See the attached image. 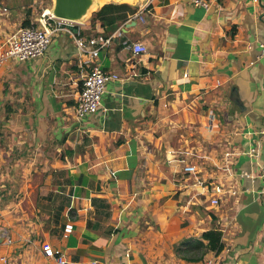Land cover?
Returning <instances> with one entry per match:
<instances>
[{"label":"crops","instance_id":"crops-1","mask_svg":"<svg viewBox=\"0 0 264 264\" xmlns=\"http://www.w3.org/2000/svg\"><path fill=\"white\" fill-rule=\"evenodd\" d=\"M30 1L0 0V46L39 23ZM133 9L76 26L111 39L91 63L68 31L43 57L0 63V264H58L43 244L67 264H264V0ZM91 66L120 80L79 119ZM209 231L222 234L221 252Z\"/></svg>","mask_w":264,"mask_h":264},{"label":"built area","instance_id":"built-area-1","mask_svg":"<svg viewBox=\"0 0 264 264\" xmlns=\"http://www.w3.org/2000/svg\"><path fill=\"white\" fill-rule=\"evenodd\" d=\"M190 2L194 7L202 8L206 12H209L218 3V0H190ZM144 10L146 8L141 9L135 14L133 19H138ZM3 11L7 12L8 9L4 8ZM140 19L144 21L142 16ZM70 24L73 23L55 18L49 11L44 12L37 25L19 29L0 46V63L8 59L26 62L43 57L52 45L54 38L63 31H68L73 36L79 54L90 59V61H87V64L98 58L100 52L111 43L110 38L99 39L93 37L86 39L79 33L80 31L72 33V31L65 28V25ZM124 45L135 55L147 53V48L141 43L125 42ZM260 54V57L264 59V41L260 43ZM119 80L120 77L116 73L106 72L99 66H91L90 71L83 80V86L75 106L77 117L83 119L87 116L97 114L102 106L107 84ZM184 171L188 174H196L198 167L197 165L190 164L185 167ZM261 178L263 182L258 194L261 199H264V171ZM223 193L224 190L221 186L218 185L214 188L215 195L211 199L212 206L218 207L220 205V195ZM73 229L74 226L72 223L66 225L64 230L65 236L72 233ZM42 251L45 257L56 259L58 264H67L63 254L59 250H55L50 244H43ZM91 264L98 263L94 261ZM206 264H213V261H207Z\"/></svg>","mask_w":264,"mask_h":264},{"label":"water","instance_id":"water-1","mask_svg":"<svg viewBox=\"0 0 264 264\" xmlns=\"http://www.w3.org/2000/svg\"><path fill=\"white\" fill-rule=\"evenodd\" d=\"M146 0H129V2H116L117 4H127L130 7H136L140 2ZM107 1L100 5L98 0H52L50 13L58 19L64 20L70 25H65V28L72 32H77L75 25L83 24L89 21L94 13L99 12L105 5L112 3ZM75 24V25H74ZM6 232L0 229V245L5 242Z\"/></svg>","mask_w":264,"mask_h":264},{"label":"trees","instance_id":"trees-1","mask_svg":"<svg viewBox=\"0 0 264 264\" xmlns=\"http://www.w3.org/2000/svg\"><path fill=\"white\" fill-rule=\"evenodd\" d=\"M135 9L131 8L127 4H109L105 5L99 12L95 13L94 20L96 18L102 17L104 20L103 15L108 11H115V12H127V11H134ZM135 13V12H134ZM203 239L209 242V249L216 251L217 253L221 252L224 248L222 243V234L219 231H209L203 234Z\"/></svg>","mask_w":264,"mask_h":264},{"label":"rangeland","instance_id":"rangeland-1","mask_svg":"<svg viewBox=\"0 0 264 264\" xmlns=\"http://www.w3.org/2000/svg\"><path fill=\"white\" fill-rule=\"evenodd\" d=\"M32 1L33 0H31L30 3H28L27 5L24 4L25 5V10H24L25 12L31 13V11L34 8H32V7L30 8V6L31 5H34V7L36 9V13H38V15L40 14V17H41V15L44 12L50 11V9L52 7V0H36L37 1V4H33ZM0 7H2V6L0 5ZM7 12H4V13H7Z\"/></svg>","mask_w":264,"mask_h":264},{"label":"bare ground","instance_id":"bare-ground-1","mask_svg":"<svg viewBox=\"0 0 264 264\" xmlns=\"http://www.w3.org/2000/svg\"><path fill=\"white\" fill-rule=\"evenodd\" d=\"M107 1H109V0H100V2H99V4H104V3H106ZM111 1V0H110ZM125 1V0H124ZM50 12V11H49Z\"/></svg>","mask_w":264,"mask_h":264}]
</instances>
